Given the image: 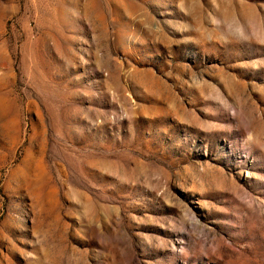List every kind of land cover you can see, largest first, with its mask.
<instances>
[{
  "label": "rangeland",
  "instance_id": "rangeland-1",
  "mask_svg": "<svg viewBox=\"0 0 264 264\" xmlns=\"http://www.w3.org/2000/svg\"><path fill=\"white\" fill-rule=\"evenodd\" d=\"M0 264H264V0H0Z\"/></svg>",
  "mask_w": 264,
  "mask_h": 264
}]
</instances>
